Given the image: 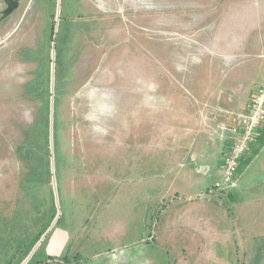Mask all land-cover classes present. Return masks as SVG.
<instances>
[{
	"label": "rangeland",
	"instance_id": "rangeland-1",
	"mask_svg": "<svg viewBox=\"0 0 264 264\" xmlns=\"http://www.w3.org/2000/svg\"><path fill=\"white\" fill-rule=\"evenodd\" d=\"M51 1L0 46V264H264V151L243 198L161 189L211 88L262 81L264 0Z\"/></svg>",
	"mask_w": 264,
	"mask_h": 264
},
{
	"label": "crops",
	"instance_id": "crops-1",
	"mask_svg": "<svg viewBox=\"0 0 264 264\" xmlns=\"http://www.w3.org/2000/svg\"><path fill=\"white\" fill-rule=\"evenodd\" d=\"M32 1L0 0V46L7 40L10 31H16L27 16L36 17L40 12L44 14L43 17L48 18L50 13L47 15L44 9L49 0H41L36 8L29 13V5ZM52 2L54 9L59 7V16L66 17L68 15L69 8L67 5H63V0H52ZM227 75L228 71L221 80L225 79ZM221 80L220 86L223 84ZM224 82L223 87L217 89L216 97H214L216 88H211L208 93L210 98L208 103L202 98L201 108L198 107L187 122L184 128V137L181 136L177 141L179 147L174 148L165 169L167 171L165 177L168 178V181L164 180L161 188L163 193L196 194L208 187L205 186L208 185L205 184L207 177L213 175L222 177L223 155L232 142V128L235 126L234 117L245 110L249 96L257 85L249 86L242 99H238L237 93L231 90L232 88L228 86L225 80ZM263 130L264 128L259 131L258 135ZM255 150L254 159H257L264 151V137L259 140L256 138L240 161L238 172L241 171L237 175V181L238 187L243 190L242 198L250 187L251 178L246 171L250 165H253V159L250 161L249 157ZM247 161H250L248 166H246ZM201 168H204V171H201ZM206 172L208 173L207 177L205 176ZM240 211L244 212V210Z\"/></svg>",
	"mask_w": 264,
	"mask_h": 264
},
{
	"label": "built area",
	"instance_id": "built-area-1",
	"mask_svg": "<svg viewBox=\"0 0 264 264\" xmlns=\"http://www.w3.org/2000/svg\"><path fill=\"white\" fill-rule=\"evenodd\" d=\"M235 126L232 128V142L223 155L222 181L216 182L199 194L217 196L235 186L240 161L255 141L259 131L264 128V69L262 81L251 92L243 112L235 117Z\"/></svg>",
	"mask_w": 264,
	"mask_h": 264
},
{
	"label": "trees",
	"instance_id": "trees-1",
	"mask_svg": "<svg viewBox=\"0 0 264 264\" xmlns=\"http://www.w3.org/2000/svg\"><path fill=\"white\" fill-rule=\"evenodd\" d=\"M264 137V130L262 132H260V134L258 135V137H256L258 140L259 139H262ZM17 153H18V156L23 158L24 160H32L33 159V151H32V147H31V144L25 140L17 149ZM38 171L37 168L35 169V167H33L30 171V173L27 174V178L28 179V182L32 181L33 180V177H30V174H32L33 172H36ZM229 198L230 200H233V196L232 195H229ZM74 263H77L79 264L80 262L83 261V257L81 255H79V253H75L74 254ZM64 261H66V263L64 264H68L69 263V260H66L65 258H63ZM40 264H48V263H45V262H41ZM50 264H59V263H50Z\"/></svg>",
	"mask_w": 264,
	"mask_h": 264
},
{
	"label": "water",
	"instance_id": "water-1",
	"mask_svg": "<svg viewBox=\"0 0 264 264\" xmlns=\"http://www.w3.org/2000/svg\"><path fill=\"white\" fill-rule=\"evenodd\" d=\"M58 16H59V7L57 8V11H56V20H58ZM55 32H56V27H55V29H53V35H52V39L54 40V38H55ZM54 46V41L52 42V47ZM53 59H54V54L52 53V57H51V60H52V69H51V81H50V89L51 90H53V83H54V64H53ZM51 104H52V102H51ZM50 124H51V121H50ZM50 145H52V143H51V140H50ZM52 147V146H51ZM53 165H54V162H53V160L51 161V171L53 172ZM201 171H204V168H201ZM52 183H53V186H54V189L56 190V188H55V180H54V176H53V178H52ZM58 213H59V211H58ZM58 219V214L55 216V218H54V220H53V222H55L56 220ZM47 232H48V230L47 231H45L43 234H42V236L40 237V239L38 240V242L36 243V245L33 247V249H32V251L30 252V254H29V256H31L33 253H34V251H35V249L38 247V245L41 243V241L45 238V236L47 235ZM29 257H27L24 261H23V263H25L26 261H27V259H28ZM45 263H48V264H50V263H61V261L60 260H58V259H54V260H47V261H45Z\"/></svg>",
	"mask_w": 264,
	"mask_h": 264
}]
</instances>
